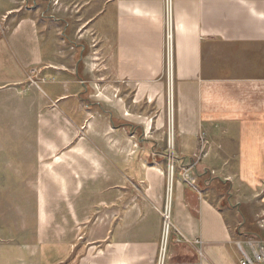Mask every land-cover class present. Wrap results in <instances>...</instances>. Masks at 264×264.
<instances>
[{
  "label": "crops",
  "instance_id": "obj_1",
  "mask_svg": "<svg viewBox=\"0 0 264 264\" xmlns=\"http://www.w3.org/2000/svg\"><path fill=\"white\" fill-rule=\"evenodd\" d=\"M6 1L0 95L25 92L38 70V175L55 176L56 199L41 198L34 264H158L169 165L178 173L164 264H239L236 244L255 235L251 216L262 217L264 245V0H173V141L164 0H55L54 16ZM100 82L114 106L93 101ZM112 89L131 96L134 116ZM95 107L107 127L97 125ZM185 175L215 180L228 204Z\"/></svg>",
  "mask_w": 264,
  "mask_h": 264
},
{
  "label": "rangeland",
  "instance_id": "obj_2",
  "mask_svg": "<svg viewBox=\"0 0 264 264\" xmlns=\"http://www.w3.org/2000/svg\"><path fill=\"white\" fill-rule=\"evenodd\" d=\"M28 4H25L24 0H16L15 7L22 9L28 8H40V13L43 16H54L55 6H59V1L55 0H28ZM10 5L6 0H0V9L9 8ZM49 7V14L46 13V9ZM32 10V9H31ZM25 11V10H24ZM7 22L1 23V25H8ZM75 40L80 44L86 43L85 36H75ZM79 56V55H78ZM39 83L42 88L43 79H39ZM102 87V82L95 90L90 91L93 101L100 103L101 105L114 106L116 103L110 104L106 100V91L111 87ZM168 83L166 91V128L165 133L170 141L174 139V97L171 98V91ZM34 91V92H33ZM111 98L114 102L124 100L128 106L126 116L133 115V109L129 106L131 96H123L120 90H111ZM103 94V95H101ZM173 95V91H172ZM39 96L43 97L44 94L36 86L29 82V86L25 92L20 94L13 93L10 95H0V264H34V260L28 256L30 249L34 250V246L38 242L39 233V217L43 208H41L42 195L47 196V200H55L54 183L55 176L53 175H38L39 168V144L35 143L36 137L40 135V129L38 128L37 116L40 113H36L35 109L38 104ZM88 104V103H86ZM54 104L47 102V108L49 109ZM114 108V107H113ZM112 109V108H110ZM116 110V108H114ZM97 125L99 127L108 126V117L104 115L103 111H100L98 107L94 108ZM116 113L118 114L117 110ZM156 111L153 113L155 117ZM134 116V115H133ZM127 118V123H135L134 119ZM126 123V124H127ZM125 124L120 121H116L115 125L120 126ZM106 132H109V128H104ZM152 129V128H151ZM47 130V128H46ZM128 135L135 132L134 128L126 127ZM156 132L153 128L152 134ZM140 132L137 131V135ZM106 134V133H105ZM77 135L81 138L84 137V131L78 130ZM91 139L98 141V136L91 135ZM169 148L172 146L168 145ZM172 166H168L166 171L168 175V186L170 183V169ZM175 169L174 180L177 177L178 169ZM192 180V179H191ZM196 186L209 190V195L213 197L215 190L218 195H224V203L228 204V192L218 191L215 180L212 178L197 179ZM42 188L43 191H40ZM225 206V205H223ZM59 208L48 207L47 214L54 217L56 211L59 212ZM257 210V209H256ZM245 215H249V209H242ZM250 223L247 225L251 227V232L255 235H251L252 238L262 239V217L258 216L248 218ZM55 224H49L48 227H54ZM78 227V226H77ZM81 228V229H79ZM80 232L84 229L79 226ZM255 236V237H253ZM243 238V237H242ZM250 238V237H249ZM247 239V238H246ZM244 241V240H243ZM242 242V241H241ZM85 254V252H84ZM84 255L82 253V258ZM164 258V252L159 254L158 264H162ZM34 259V258H33ZM164 264V262H163Z\"/></svg>",
  "mask_w": 264,
  "mask_h": 264
},
{
  "label": "built area",
  "instance_id": "obj_3",
  "mask_svg": "<svg viewBox=\"0 0 264 264\" xmlns=\"http://www.w3.org/2000/svg\"><path fill=\"white\" fill-rule=\"evenodd\" d=\"M165 2V28H166V72H167V80L171 89L173 90V73H174V62H175V43H174V35H173V0H164ZM2 33V25L0 19V35ZM39 73L38 70L33 69L28 74V81L41 90L39 83L41 80L38 78ZM173 170V175L171 178V182L174 181L175 169L171 167ZM184 178L189 181V184L194 189H197L195 182H191L187 175ZM161 216L163 219V238H162V248L161 251L165 255L166 246L169 239V234L173 229L172 224V212L170 206L168 204L165 206L164 210L161 212ZM236 247L240 253V261L239 264H264V245L263 242L257 240L252 237H247L242 242H238ZM164 262V261H163ZM163 264V263H162Z\"/></svg>",
  "mask_w": 264,
  "mask_h": 264
},
{
  "label": "bare ground",
  "instance_id": "obj_4",
  "mask_svg": "<svg viewBox=\"0 0 264 264\" xmlns=\"http://www.w3.org/2000/svg\"><path fill=\"white\" fill-rule=\"evenodd\" d=\"M170 91H171L170 93H171V96H172V86H171V90ZM171 140H172V138H171ZM171 143H172V141H171ZM172 175H173V170L171 168L170 169V183H169V186H168V206H170V196H171V191H172V182H171ZM162 255H163V253H162Z\"/></svg>",
  "mask_w": 264,
  "mask_h": 264
}]
</instances>
